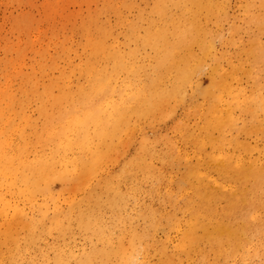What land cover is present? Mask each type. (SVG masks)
Returning a JSON list of instances; mask_svg holds the SVG:
<instances>
[{
  "label": "bare ground",
  "instance_id": "obj_1",
  "mask_svg": "<svg viewBox=\"0 0 264 264\" xmlns=\"http://www.w3.org/2000/svg\"><path fill=\"white\" fill-rule=\"evenodd\" d=\"M118 3L0 0L1 264H264V155L254 158L234 138L264 102L241 80L234 86L240 68L198 25L197 11L171 19L172 29L159 11L161 28L142 38L136 22L121 17L119 25ZM119 26L135 46L128 54ZM139 47L154 53L144 79ZM204 73L211 100L202 145L211 158L187 169L189 217L166 232L163 220L172 217L145 201H169L176 181L163 187L165 158L155 144L144 137L118 177L109 163L125 116L149 117L182 87L200 90ZM128 205L134 214H117ZM74 224L81 244L64 239Z\"/></svg>",
  "mask_w": 264,
  "mask_h": 264
},
{
  "label": "rangeland",
  "instance_id": "obj_2",
  "mask_svg": "<svg viewBox=\"0 0 264 264\" xmlns=\"http://www.w3.org/2000/svg\"><path fill=\"white\" fill-rule=\"evenodd\" d=\"M124 1L126 5L124 7L123 0H119L118 3V23L120 25L121 17L136 22L137 32L142 38L154 28H161L163 22L159 11L166 14L167 25L170 29H172L171 19H183L184 12H189L191 15L193 11H197L199 13V18L196 21L198 25L209 34L210 39L211 36L214 37L217 48L225 52L240 68L237 80L233 81L234 86L238 85V79L241 80L243 88L247 87L248 92H253L255 98L264 102V0H211L208 8L196 2L184 0ZM219 8L225 10L224 15L218 14ZM118 33L120 42L124 43L121 50L128 54L135 46L123 39L124 30L120 26ZM138 49L140 51L137 52L136 63L141 79H144L149 73L154 53L149 47H139ZM195 51L197 52V49ZM207 64L209 65L211 62L207 61ZM140 75L136 77V82L139 81ZM200 83V90L182 87L175 99L170 100L159 112L149 117H140L129 122V118L127 119L125 116L117 155L109 163L112 175L118 177L123 174L131 160L139 157L138 153L144 137L148 142L155 144L160 154L165 158V164L160 166L164 167L166 171L163 187L166 186L165 190H167L171 176L176 181L171 185L172 195L167 197L170 199L169 201L162 202L155 198L152 200L149 194L145 195V201L153 203V210L164 218L172 217L173 221L163 220V225L167 227L166 232L172 229L169 224L182 223L189 217L187 213L188 201L192 199L193 191L187 183L182 184L187 169L197 166L198 160L205 164L211 158L210 146L202 145L205 141V127L209 115L207 105H210L211 100L208 95L211 94L209 75L201 74ZM128 124L131 126V137L127 132ZM238 128L234 134L237 142L254 150V158L264 155V112L259 111L253 116L243 117ZM56 188L58 189L59 186ZM222 206L224 205L222 204ZM132 208L131 205H128L122 212L121 210L117 211V214L128 218L130 213L134 214L131 211ZM139 222L142 227L143 221ZM120 230L124 231L122 227ZM119 233L118 231L117 236ZM0 235L2 234L0 233ZM171 235L173 238H178L174 230ZM23 236L20 233L16 239ZM162 237L163 233H158V238ZM54 238L56 241L58 240L57 235ZM64 239L67 242L81 244L75 224L74 229L70 230ZM3 241L4 235L2 239L0 238V243ZM5 251V246L0 247V255Z\"/></svg>",
  "mask_w": 264,
  "mask_h": 264
}]
</instances>
